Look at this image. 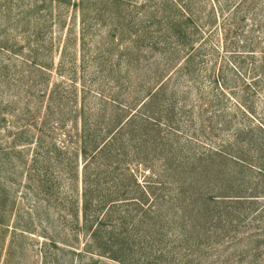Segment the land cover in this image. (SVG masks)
Returning a JSON list of instances; mask_svg holds the SVG:
<instances>
[{"label": "rangeland", "instance_id": "obj_1", "mask_svg": "<svg viewBox=\"0 0 264 264\" xmlns=\"http://www.w3.org/2000/svg\"><path fill=\"white\" fill-rule=\"evenodd\" d=\"M114 2L0 0V44L12 46L0 47V264H119L81 252L87 236L80 229L84 163L77 147L84 119L91 128L98 122L89 132L98 138L119 132L115 120L123 114L120 109H140L142 92L136 88L166 85L158 106L159 130L177 136L174 147L181 153L192 156L211 145L207 136L212 132L198 130L202 120L191 97V0ZM113 7L119 10L116 21ZM207 35L200 34L199 41ZM209 45L225 53L221 36H211ZM126 54L131 64L125 63ZM101 86L122 87L126 95L118 92L114 98L116 91H105L107 98L97 100ZM83 91L88 94L84 110ZM113 98L122 102L121 108L111 104ZM100 103L109 109L103 111ZM224 107L229 112L235 103L228 100ZM210 110L222 117L221 107ZM255 110L256 123L264 117L262 103L255 102ZM123 132L139 131L128 126ZM213 134L217 147L230 132ZM139 144L140 139H132L126 150L134 159L126 157L114 167L135 170L142 187ZM131 181L126 187L135 191L120 198L113 194L108 226L126 230L133 236L130 243L167 253L149 264H264V198L243 205L210 203V220L191 214V202L185 209L183 201L175 200L169 203L171 211H162L164 206L153 199L138 206L121 200L141 197ZM103 214L97 215L104 220ZM177 247L187 248L183 261ZM126 264L135 263L126 259Z\"/></svg>", "mask_w": 264, "mask_h": 264}, {"label": "trees", "instance_id": "obj_2", "mask_svg": "<svg viewBox=\"0 0 264 264\" xmlns=\"http://www.w3.org/2000/svg\"><path fill=\"white\" fill-rule=\"evenodd\" d=\"M114 1L109 0L110 6H116ZM191 7V97L197 105L196 115L202 120L198 130L212 132L207 136L211 145L192 156L183 154L182 149L174 147L177 136L173 132L159 130L162 109L158 106L165 99L163 90L166 85L163 83L146 91L136 88L137 93L142 92L138 98L137 109H140L134 112L128 105L120 109L123 114L115 120L119 132L98 138L89 133L99 126L98 122L91 128L84 119L77 147L84 163L80 229H85L87 241L81 248L83 253L105 257L119 264H126V259L130 263L149 264L159 262L162 255H167L162 249L157 252L152 246L143 248L136 242L130 243L133 236L126 230L115 231L108 226L113 211L109 205L117 197H125L134 190L126 187L131 185V180L140 190L141 197L139 200L133 197L121 200L133 201L138 206L136 202L140 204L153 199L156 205L164 206L162 211H171L173 208L169 203L175 200L183 201L185 209L191 202V214L197 218L210 217V220L213 218L210 203L227 200L243 205L264 198V117L256 123L254 121L257 114L255 102L259 101L264 106V0H191ZM112 10L113 17L119 16L118 8L113 7ZM118 19L115 18V21ZM206 32L205 39L199 41L200 34ZM215 35L224 40L223 54L209 45L211 36ZM0 47L12 49L6 44H0ZM123 59L126 64H131L133 60L129 54ZM105 87L106 90L102 86L98 89L97 100L107 98L105 91L110 94L116 91V96L112 95L114 98H119L118 92L126 95L122 87L114 91ZM87 97L84 92L83 110ZM114 98L111 104L121 108L122 102ZM228 100L235 103V108L229 112L224 107ZM99 107L103 111L109 109L107 103H100ZM214 107H221L222 117L210 110ZM240 116L241 127L238 122ZM136 119L139 121L136 122ZM128 126L139 132H123ZM221 130L230 134L226 138L222 136V146L216 147L217 138L213 133ZM134 138L137 143L140 139L141 149L136 154L138 162L144 166L145 184L142 187L136 179L135 170L128 169L125 164L121 169L114 167L121 159H134L128 156L126 150L127 144ZM87 157H90L89 160ZM161 159H164V165H159ZM65 163L68 165L71 162ZM67 172L71 173L70 167ZM113 179H117L118 186L114 192L111 189ZM95 199L97 206L94 205ZM100 210H104V220L97 215ZM121 224L124 225V222L121 221ZM147 238L150 239L149 236ZM186 249L178 248L182 261L186 258ZM141 251V256L135 258Z\"/></svg>", "mask_w": 264, "mask_h": 264}]
</instances>
